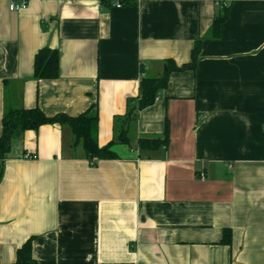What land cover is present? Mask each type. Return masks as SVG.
<instances>
[{"label": "crops", "instance_id": "1", "mask_svg": "<svg viewBox=\"0 0 264 264\" xmlns=\"http://www.w3.org/2000/svg\"><path fill=\"white\" fill-rule=\"evenodd\" d=\"M11 1L0 0V136L6 107L39 106L97 112L101 146L128 123L135 141L91 159L66 124L17 138L0 157V264L31 237L37 264H264V0ZM200 38L196 68L173 70L126 122L143 75L190 61ZM45 46L59 50L56 79L35 77ZM166 120L168 146L140 149Z\"/></svg>", "mask_w": 264, "mask_h": 264}, {"label": "trees", "instance_id": "2", "mask_svg": "<svg viewBox=\"0 0 264 264\" xmlns=\"http://www.w3.org/2000/svg\"><path fill=\"white\" fill-rule=\"evenodd\" d=\"M123 3L128 0H121ZM104 5L112 4V0H101ZM225 16L217 17L214 21L212 36L220 35L221 24ZM202 48V38L198 39L192 49L190 61L178 66L172 59L167 60V69L160 76L144 74L141 79V92L136 97L128 100V111L125 114V121L135 119L138 112L153 105L161 89L168 85L170 74L173 70L195 69ZM34 74L39 79H56L60 75V53L56 48L50 46L42 47L35 55ZM97 105H94V107ZM66 124L72 129L75 137V144L82 143L86 155L93 159L116 158L117 153L112 149L117 142L129 143L130 138L127 130L122 124V131L108 144L101 146L99 143V115L91 113L88 109L77 115L57 113L48 115L39 106L35 107H6L3 116V132L0 136V157L5 158L11 152L14 141L21 137L27 130H38L44 124ZM170 136L169 121L166 120V127L163 136H141L138 140L140 149H157L161 146H168ZM222 242H231V230H224ZM12 264H37L33 255V237L29 238L17 252V259Z\"/></svg>", "mask_w": 264, "mask_h": 264}, {"label": "built area", "instance_id": "3", "mask_svg": "<svg viewBox=\"0 0 264 264\" xmlns=\"http://www.w3.org/2000/svg\"><path fill=\"white\" fill-rule=\"evenodd\" d=\"M28 2H29L28 0H22L21 2H17L15 0H13L10 3V9L15 10V11L24 9L28 6ZM112 3L118 7H120L124 4L121 0H112Z\"/></svg>", "mask_w": 264, "mask_h": 264}, {"label": "rangeland", "instance_id": "4", "mask_svg": "<svg viewBox=\"0 0 264 264\" xmlns=\"http://www.w3.org/2000/svg\"><path fill=\"white\" fill-rule=\"evenodd\" d=\"M127 130V135L130 138L131 144H134L135 138H134V124H129L127 126H125V128ZM120 131H122V126H120L119 128Z\"/></svg>", "mask_w": 264, "mask_h": 264}]
</instances>
